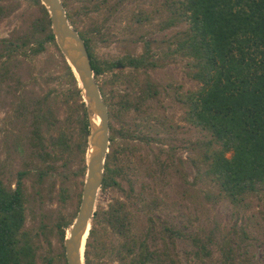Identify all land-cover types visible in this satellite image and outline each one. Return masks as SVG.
<instances>
[{
  "label": "trees",
  "instance_id": "1",
  "mask_svg": "<svg viewBox=\"0 0 264 264\" xmlns=\"http://www.w3.org/2000/svg\"><path fill=\"white\" fill-rule=\"evenodd\" d=\"M28 1L36 6V12L30 17L26 30L13 39H2L0 50L13 54L27 49L37 54L46 45H53L67 76L68 89L61 103L69 112L65 125L50 106L43 112L40 109L28 138L30 156L38 163L32 168L40 181L56 169L57 162L69 170L76 157L78 165L73 174L82 185L89 128L81 88L56 44L46 7L40 0ZM81 1V9L75 13L88 15L104 6L113 12L116 8L115 5L111 9L108 0L92 4L91 0ZM62 3L76 28L73 12L68 10L69 0ZM161 7L166 15L159 22L160 29L182 23L186 27L155 44L144 41L137 54L101 57L95 51L93 36L78 30L85 40L96 80L102 78L99 87L108 106L110 144L102 189H123L125 181L129 184L128 196L133 190L128 157L136 148L131 144L132 139L143 136L121 122L131 107L140 109L128 89L137 91L143 99L159 97L164 88L151 79L148 71L179 60L185 62L187 75L200 83L193 90H185L181 84L173 88L176 99L186 106L185 119L205 132V173L231 203L238 205L247 194L264 189V0H162ZM6 11H10L8 7L0 5V18ZM135 16L139 24L152 18L143 12ZM139 69L142 76L127 74V70L137 72ZM106 73L111 75L103 79ZM117 85L125 88L124 94H118ZM165 86L172 87L168 82ZM114 121L120 122L119 127ZM150 138L146 137L147 142ZM15 148L24 150L20 138L15 140ZM160 155L154 161L155 167H149L147 173L162 181L174 163L171 151L166 152L167 159L162 160ZM25 176L26 170L18 171L14 188L0 178V264H36L37 246L25 227L26 193L22 179ZM67 197L66 187L61 186V207ZM159 201L160 198L154 197L152 206L147 205L152 209L146 225L138 231L126 202L115 200L105 209H96L85 242V263L99 264L102 255L111 248L119 264H183L175 246V238L179 237L191 245L185 252V264H252L247 245H242L235 231H223L216 226L185 234L171 225L158 223L151 212ZM76 210L73 213L58 211L49 226L41 225L42 234L47 239L56 237L61 246V251H49L42 258L43 264H67L64 238ZM108 228L121 238L118 244L106 240L104 231Z\"/></svg>",
  "mask_w": 264,
  "mask_h": 264
},
{
  "label": "rangeland",
  "instance_id": "2",
  "mask_svg": "<svg viewBox=\"0 0 264 264\" xmlns=\"http://www.w3.org/2000/svg\"><path fill=\"white\" fill-rule=\"evenodd\" d=\"M100 1L91 0L90 4ZM69 2L68 10L73 12L76 29L93 36L95 51L101 57L137 54L142 50L144 41L155 44L186 27L182 23L168 29L159 28V22L166 15L162 11V0H108L111 9L116 5L113 12L104 6L88 15L75 13L81 9V0ZM0 5L10 10L0 18L1 45L2 39H13L26 30L36 6L28 0H0ZM141 12L152 18L139 24L135 15ZM59 60L58 51L50 44L37 54L27 49L13 54L0 50V178L14 188L18 171L26 170V176L22 178L26 193L25 227L31 232L33 243L37 246L36 264H43L42 258L49 251H61L58 239L53 236L47 239L40 230L41 225L49 226L58 211L73 213L78 209L81 198L82 185L73 174L78 165L76 157L69 170L57 162L56 169L39 181L32 168L38 163L31 158L32 150L28 144L40 109L43 112L50 106L54 115L66 125L65 118L69 112L61 100L68 83ZM138 73L143 74L140 69L137 72L127 70L128 75ZM148 74L164 90L159 97L143 99L137 91L128 89L133 102L140 109L131 107L121 121L125 127L135 129L137 135L143 136L132 139L131 144L137 149L129 152L128 157L133 190L128 196L129 184L125 181L122 183L123 189H101L97 195L96 209H105L115 200L126 202L138 231L146 225L152 209L147 205L152 206L154 197L160 198L159 204L151 212L158 223L171 225L185 234L216 226L223 231H235L236 238L241 239L242 245H247L252 264H264V189L247 194L238 205L230 202L219 185L205 173V132L185 119L186 106L176 99L173 87L181 84L185 90H193L200 83L187 75L185 62L179 60L149 70ZM110 75L106 73L103 79ZM101 80L97 79L99 83ZM167 82L172 85L171 88L164 87ZM124 89L117 85L118 94H124ZM114 124L119 127L120 122L114 121ZM147 136L152 137L149 142ZM18 138L23 141L24 150L15 148ZM167 151L173 154L174 166L166 171L162 181L151 178L147 173L148 168L155 167L158 154H161L162 160L167 159ZM61 186L66 187L68 194L64 207H61L59 200ZM104 232L106 240L113 241V245L121 241L110 228ZM175 246L185 264V252L191 249L190 242L176 237ZM114 257L109 248L99 264H119Z\"/></svg>",
  "mask_w": 264,
  "mask_h": 264
},
{
  "label": "water",
  "instance_id": "3",
  "mask_svg": "<svg viewBox=\"0 0 264 264\" xmlns=\"http://www.w3.org/2000/svg\"><path fill=\"white\" fill-rule=\"evenodd\" d=\"M40 1L49 13L56 44L81 88L88 119L86 170L80 203L64 238L67 264H86L84 260L85 242L96 210L97 195L102 189L105 161L109 152L108 106L101 94L99 82L95 78L85 40L69 21L62 0Z\"/></svg>",
  "mask_w": 264,
  "mask_h": 264
},
{
  "label": "bare ground",
  "instance_id": "4",
  "mask_svg": "<svg viewBox=\"0 0 264 264\" xmlns=\"http://www.w3.org/2000/svg\"><path fill=\"white\" fill-rule=\"evenodd\" d=\"M85 236H86V234H85ZM85 239V238H84ZM84 239H83V241H84ZM82 247H83V243L81 244V251H82Z\"/></svg>",
  "mask_w": 264,
  "mask_h": 264
}]
</instances>
